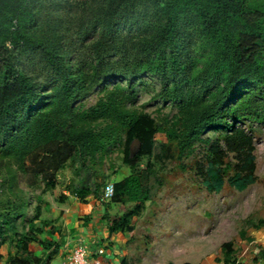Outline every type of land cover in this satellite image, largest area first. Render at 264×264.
Returning a JSON list of instances; mask_svg holds the SVG:
<instances>
[{"label":"trees","instance_id":"trees-1","mask_svg":"<svg viewBox=\"0 0 264 264\" xmlns=\"http://www.w3.org/2000/svg\"><path fill=\"white\" fill-rule=\"evenodd\" d=\"M117 1L111 5L114 9L109 11L106 31L91 48L87 59L91 64H82L77 71L74 65L70 74L60 72L58 86L43 97L0 38V159L14 161L27 182V190L17 188L15 192L18 177L11 175L9 197L0 202V240L9 234L19 236L16 254H9L7 264H51L61 251L62 243L47 237L57 229L43 218L42 208L28 214L27 191L41 182L53 186L58 172L78 158L82 172L80 179L72 182L71 193L82 203L90 198L98 201L103 184L97 177V166L104 162L111 146L123 147V162L131 171L115 185L113 201L120 204V213L127 210L126 202L136 203L135 212L105 215L111 234L135 231L130 219L148 201V181L153 174L150 162L143 165V161L152 157L159 134L176 145L180 157L198 142L210 145L211 137L204 135L225 134V146L212 144L208 150L206 185L212 193L222 191L226 178L239 192L258 180L255 136L250 127L242 126L264 123V3L155 0L162 1L160 23L150 40L130 54L122 45H112L110 36L117 24L136 21L132 5L138 0ZM192 27L199 31L194 53L186 36ZM8 39L14 45L35 43L20 31L10 33ZM142 73L161 84L154 98L176 105L174 117L158 121L134 105L128 106L136 99L130 93L132 86L105 87L93 106L74 107L80 96L108 78ZM230 155L232 159L226 161ZM20 219L27 224L22 232ZM33 243L40 250L33 251ZM222 253L225 264L235 263L232 242L222 245ZM263 257L264 248H260L256 258Z\"/></svg>","mask_w":264,"mask_h":264},{"label":"rangeland","instance_id":"rangeland-1","mask_svg":"<svg viewBox=\"0 0 264 264\" xmlns=\"http://www.w3.org/2000/svg\"><path fill=\"white\" fill-rule=\"evenodd\" d=\"M250 1L264 3V0ZM117 2L0 0V38L5 42L15 64L29 76L35 91L43 97L44 94L53 93L55 86H58L60 72L70 74L74 65L77 71L82 64L85 67L91 64L87 61L91 48L106 31L109 11L114 9L111 5ZM161 3L138 0L132 5L136 21L132 24H117L110 36L112 45L120 44L130 54L139 50L141 44L150 40L160 23ZM15 31L24 32L35 43L14 45L8 36ZM196 32H199L196 27L186 32L192 44L189 50L193 53L199 40ZM117 85L132 86L130 93H134L136 99L128 106L134 105L158 121L167 116L174 117L178 112L176 105L154 98L161 91V84L148 73L130 78H108L88 94L80 96L74 107L93 106L103 95L105 87L113 88ZM22 108L18 107L17 111H22ZM242 127H250L255 136L258 178L254 185L243 192L231 187L227 178L221 192L212 193L207 189L208 150L212 144L225 146L224 133L204 135L203 138L211 137V144L198 142L191 152L182 157L176 145L169 143L165 135L156 136L152 157L143 161V165L150 162L153 167V174L148 181V201L140 213H132L129 224L135 228V240L129 242V245L138 244V248H130L131 253L135 252L132 257L128 249L123 264H194L206 259L215 260V264H223L222 245L227 242L233 243L234 264H264V257L256 258L260 248H264V237L258 231L264 228V123H247ZM122 148L119 145L109 147L104 162L97 166V177L103 187L107 183L116 185L131 175L130 169L123 162ZM231 159L232 155L226 161ZM81 172L82 162L76 158L58 172L53 186L41 182L27 191L30 196L28 214L32 215L35 210L42 208L43 218L57 229L56 234L47 237L53 240L59 238L60 243L72 232L70 226L73 224L69 221V215L74 210L72 203L75 196L71 193V186L74 180L80 179ZM11 175L18 177L14 191L17 188L18 191L20 188L25 189L27 182L17 164L12 160L0 159V202L9 197L8 179ZM69 199L73 201L69 202ZM95 200L90 198L85 203L77 200L89 208L88 216L83 219L85 226L90 225L94 219L97 207L91 201ZM102 205L100 202L102 212L112 216L135 212L136 209L134 202H126L127 210L123 213H120V204L113 200L105 203L104 208ZM104 216L100 217L102 221L105 220ZM18 224L20 232L26 230L25 219H20ZM242 232L245 235H241ZM127 233L130 235L133 232ZM127 235L123 234L126 241L129 240ZM9 236L0 240V264H7L9 254H16L15 246L19 236ZM30 247L33 251L40 250L36 243Z\"/></svg>","mask_w":264,"mask_h":264},{"label":"crops","instance_id":"crops-1","mask_svg":"<svg viewBox=\"0 0 264 264\" xmlns=\"http://www.w3.org/2000/svg\"><path fill=\"white\" fill-rule=\"evenodd\" d=\"M77 200L79 199L75 197V201L72 203L74 210L73 213L69 215V221L73 224L70 226L72 232L67 234V237L63 238L61 251L52 260L51 264H67L72 251L78 246L85 247L89 253V257L91 258L94 257L95 252L98 249L105 248L107 250L105 251L103 264H123V261H126L125 255L129 253L128 249L130 250L133 246H136L134 247L136 249L138 248V244L129 245V242H133L135 240V231L130 235H127L129 234L127 232L111 234L107 228L106 220L102 221L100 218L102 215L104 216L106 214L105 212H102L99 207L100 202L97 200L91 201V204L95 203V206L97 207L95 214H93L94 219L91 221L90 225L85 226L83 219L88 216L89 208H87V205L82 204ZM70 201L73 200L69 199V202ZM67 206L65 209H67ZM102 207L104 208V204ZM262 229H259L258 231L260 235L264 237V228L262 227ZM123 234L127 235L129 239L128 241H126L127 239L123 236ZM241 235H245V232H242ZM250 236H252V234H250ZM250 236H248V238H250ZM55 240L60 242L59 238L55 237ZM134 253L135 252L131 253L130 250L129 256L132 257ZM214 261L215 260L213 259H206L205 261L194 264H215ZM223 264L225 263L223 262Z\"/></svg>","mask_w":264,"mask_h":264},{"label":"built area","instance_id":"built-area-1","mask_svg":"<svg viewBox=\"0 0 264 264\" xmlns=\"http://www.w3.org/2000/svg\"><path fill=\"white\" fill-rule=\"evenodd\" d=\"M115 195V185L113 183H108L105 185L100 201L102 203L109 202ZM97 255L103 256L104 249H99ZM67 264H103L102 259L98 258L95 260H91L89 258V253L85 247L79 246L74 249L71 253Z\"/></svg>","mask_w":264,"mask_h":264},{"label":"clouds","instance_id":"clouds-1","mask_svg":"<svg viewBox=\"0 0 264 264\" xmlns=\"http://www.w3.org/2000/svg\"><path fill=\"white\" fill-rule=\"evenodd\" d=\"M108 184V183H107ZM115 185V184H114ZM104 187H105V185H104ZM104 187H103V189H104ZM102 192H103V190H102ZM101 195H102V193H101ZM101 198V197H100ZM113 200V198L110 200V201H112ZM99 202H101L100 201V199H99ZM108 203V202H107ZM103 204H105V203H103ZM79 247V246H78ZM100 249H104V255H105V248H100ZM99 250V249H98ZM98 250L95 252V255H94V257L93 258H91V257H89L91 260H95V259H98V258H101L102 259V262L104 263V258H105V256L103 255V256H99V255H97V252H98ZM74 251V250H73ZM72 251V252H73Z\"/></svg>","mask_w":264,"mask_h":264}]
</instances>
